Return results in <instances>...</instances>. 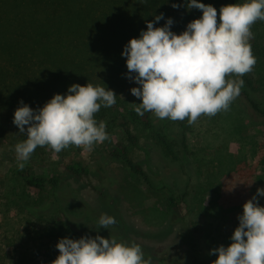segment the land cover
Listing matches in <instances>:
<instances>
[{
    "label": "rangeland",
    "instance_id": "374dc122",
    "mask_svg": "<svg viewBox=\"0 0 264 264\" xmlns=\"http://www.w3.org/2000/svg\"><path fill=\"white\" fill-rule=\"evenodd\" d=\"M252 32L256 64L248 75L264 92V21H257ZM132 87L136 82L123 93L126 106L134 97ZM35 95L0 108V264H51L59 255L56 244L61 238L97 234L139 244L151 264L215 260L210 251L231 243L243 204L264 188V117L242 97L227 111L201 116L192 125L187 119H159L152 113L155 129L173 143L179 160L167 154L153 133L134 129L139 142L130 146V154L156 189L124 163L109 160L107 152L117 141L128 143L120 129L91 150L69 146L56 153L48 146L37 147L24 169L47 178L59 174L60 186L53 189L48 184L47 189L56 193L29 187L14 150L26 136L19 133L13 117L21 100L37 110L51 99ZM73 159L83 160L90 172L70 175L65 165ZM66 190L69 199L63 200L61 191ZM258 202L264 206V196ZM102 214L116 223L99 228ZM68 224L80 237L68 230Z\"/></svg>",
    "mask_w": 264,
    "mask_h": 264
},
{
    "label": "clouds",
    "instance_id": "9594fccd",
    "mask_svg": "<svg viewBox=\"0 0 264 264\" xmlns=\"http://www.w3.org/2000/svg\"><path fill=\"white\" fill-rule=\"evenodd\" d=\"M186 7L199 9L202 15L183 32L171 30V18L162 27L147 21V30L124 47L128 78L139 85L131 93L141 101L133 106L140 116L151 112L159 119H187L192 125L201 116L227 111L244 86L241 77L256 64L250 40L254 38L252 26L264 21V0L225 4L219 14L213 5L200 0H187ZM161 19L162 13L155 16L156 22ZM115 103L113 90L91 83H74L66 95L54 94L37 110L21 100L13 117L19 133L26 136L15 144L18 169H24L37 147L48 146L59 153L69 146L91 150L102 143L108 138L106 122H97L95 114L102 105ZM259 196H264V188L243 204L231 243L210 251L217 257L212 264H264V206ZM115 223L107 214L98 220L99 228L109 229ZM56 247L59 255L51 264H151L139 244L118 241L115 236L64 237Z\"/></svg>",
    "mask_w": 264,
    "mask_h": 264
},
{
    "label": "trees",
    "instance_id": "16d2710c",
    "mask_svg": "<svg viewBox=\"0 0 264 264\" xmlns=\"http://www.w3.org/2000/svg\"><path fill=\"white\" fill-rule=\"evenodd\" d=\"M200 2L213 5L219 14L223 5L244 0ZM173 3L179 7L173 8ZM186 3L187 0H0V108L8 102L26 99L33 92L44 98H52L57 93L66 95L74 83H91L113 90L116 103L112 107L102 105L95 119L106 122L107 134L115 129L123 130L128 143L117 141L107 152L109 160L124 163L156 189L145 168L130 154V146H137L139 142L134 129L139 127L153 133L171 158L179 160L180 155L164 132L155 129L151 112L140 116L134 111L133 106L141 102L139 98L134 96L126 106L123 93L135 80L128 78L122 52L131 38H139L141 31L147 30V21L162 27L171 18V30L177 34L183 32L189 22L202 15L199 9H188ZM161 13L164 19L156 22L155 16ZM2 51H7L6 56ZM241 79L244 86L238 97L264 117L263 90L248 74ZM185 138L183 134L184 141ZM65 168L75 176L90 172L89 165L81 159H73ZM20 173L29 187L40 191L54 193L47 189L48 184L53 189L60 186L59 174L47 178L28 169ZM61 192L63 200L69 199L67 190ZM170 199L174 203V198ZM67 228L80 237L70 224ZM213 261L198 263L212 264Z\"/></svg>",
    "mask_w": 264,
    "mask_h": 264
},
{
    "label": "flooded vegetation",
    "instance_id": "af4514ba",
    "mask_svg": "<svg viewBox=\"0 0 264 264\" xmlns=\"http://www.w3.org/2000/svg\"><path fill=\"white\" fill-rule=\"evenodd\" d=\"M192 264H199L198 262L196 263L195 260H192Z\"/></svg>",
    "mask_w": 264,
    "mask_h": 264
}]
</instances>
